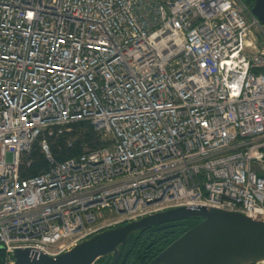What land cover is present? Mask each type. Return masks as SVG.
I'll use <instances>...</instances> for the list:
<instances>
[{"label": "built area", "instance_id": "built-area-1", "mask_svg": "<svg viewBox=\"0 0 264 264\" xmlns=\"http://www.w3.org/2000/svg\"><path fill=\"white\" fill-rule=\"evenodd\" d=\"M76 123L91 126L98 145L82 143L77 157L57 161L50 142ZM36 144L47 167L23 177V156ZM177 207L264 222V26L251 8L242 0H0L6 264L15 249L56 256Z\"/></svg>", "mask_w": 264, "mask_h": 264}, {"label": "water", "instance_id": "water-1", "mask_svg": "<svg viewBox=\"0 0 264 264\" xmlns=\"http://www.w3.org/2000/svg\"><path fill=\"white\" fill-rule=\"evenodd\" d=\"M251 13L264 26V0H251ZM198 219L147 264H264V222L240 213L198 207H177L149 214L97 232L68 250L49 256L15 249L11 264H94L110 256L116 264L128 238L169 222Z\"/></svg>", "mask_w": 264, "mask_h": 264}, {"label": "trees", "instance_id": "trees-1", "mask_svg": "<svg viewBox=\"0 0 264 264\" xmlns=\"http://www.w3.org/2000/svg\"><path fill=\"white\" fill-rule=\"evenodd\" d=\"M243 3L251 8V0H242ZM71 139L72 147H67L66 139ZM99 136L92 130L91 126L83 123L72 125L70 133L50 142L52 157L57 161H64L68 158L77 157L80 154V144L87 143L91 146L98 145ZM30 162L28 168L25 162ZM45 157L36 145L32 151L23 156L21 175L34 176L39 171L46 169ZM198 223V219H186L176 222H169L158 225L140 232L137 236H130L122 249L119 261L116 264H147L170 243L176 240L184 232ZM111 257L106 256L97 260L94 264H109ZM0 264H6V255L0 249Z\"/></svg>", "mask_w": 264, "mask_h": 264}, {"label": "bare ground", "instance_id": "bare-ground-1", "mask_svg": "<svg viewBox=\"0 0 264 264\" xmlns=\"http://www.w3.org/2000/svg\"><path fill=\"white\" fill-rule=\"evenodd\" d=\"M41 153V152H40Z\"/></svg>", "mask_w": 264, "mask_h": 264}, {"label": "rangeland", "instance_id": "rangeland-1", "mask_svg": "<svg viewBox=\"0 0 264 264\" xmlns=\"http://www.w3.org/2000/svg\"><path fill=\"white\" fill-rule=\"evenodd\" d=\"M9 158V157H8Z\"/></svg>", "mask_w": 264, "mask_h": 264}]
</instances>
